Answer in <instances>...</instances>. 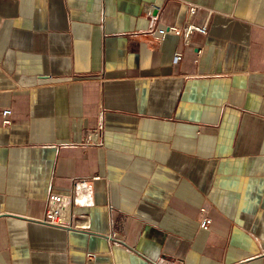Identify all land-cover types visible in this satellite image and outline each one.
Masks as SVG:
<instances>
[{
  "label": "crops",
  "instance_id": "1",
  "mask_svg": "<svg viewBox=\"0 0 264 264\" xmlns=\"http://www.w3.org/2000/svg\"><path fill=\"white\" fill-rule=\"evenodd\" d=\"M1 108L0 264H264V0H0Z\"/></svg>",
  "mask_w": 264,
  "mask_h": 264
},
{
  "label": "built area",
  "instance_id": "2",
  "mask_svg": "<svg viewBox=\"0 0 264 264\" xmlns=\"http://www.w3.org/2000/svg\"><path fill=\"white\" fill-rule=\"evenodd\" d=\"M154 8V7H153ZM195 11L194 7L190 8V14H193ZM193 30L205 33L206 28L205 26H197L193 24L192 22H186L183 27L179 28L176 26H169L166 29L162 30V35L165 33H173V34H181L186 39L189 35V33ZM181 58L180 53H175L174 55V61L177 62ZM0 113L2 116L3 124L8 125L9 124V117L11 115L10 108H1ZM77 188L81 186H85L87 188L88 183L84 180H80L75 183ZM69 213V205L65 202V200L60 196H52L50 200V205L46 211L45 217L43 221L48 224H53L57 226H63L66 225L68 222L67 214ZM209 218L206 216H203L202 219L199 222L200 227L207 228L209 225Z\"/></svg>",
  "mask_w": 264,
  "mask_h": 264
}]
</instances>
